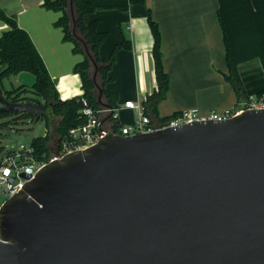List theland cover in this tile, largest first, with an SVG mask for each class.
Here are the masks:
<instances>
[{
  "label": "water",
  "instance_id": "water-1",
  "mask_svg": "<svg viewBox=\"0 0 264 264\" xmlns=\"http://www.w3.org/2000/svg\"><path fill=\"white\" fill-rule=\"evenodd\" d=\"M0 105L34 121L46 112L1 92ZM3 138L10 152L32 142ZM0 264H264V109L109 132L45 163L0 205Z\"/></svg>",
  "mask_w": 264,
  "mask_h": 264
},
{
  "label": "crops",
  "instance_id": "crops-1",
  "mask_svg": "<svg viewBox=\"0 0 264 264\" xmlns=\"http://www.w3.org/2000/svg\"><path fill=\"white\" fill-rule=\"evenodd\" d=\"M0 9L8 12L4 0H0ZM26 10V6H22L16 12L17 24L29 34L49 75L55 81L59 95L65 99L82 94L78 74H70V61L62 58L57 65L49 67L39 46L45 49L41 44L39 30L35 25L28 23L25 26L19 22V16ZM217 10L218 0H145L143 4L130 5L127 11L99 9L84 14L85 23L97 20V28L107 34L99 48L103 58L110 55L115 43L122 38L129 39L131 43L129 49L120 48L116 51L110 70L113 80L106 84L118 94L115 121L120 124L132 123L137 112L126 108L124 102H142L156 86L152 58L153 36L147 20L148 13L158 25L162 67L168 74V89L157 104L159 117L192 108L203 113L222 111L236 104V94L222 75L227 72V63ZM51 24L54 27L52 21ZM41 28L48 34V46H52L50 35L54 33L50 23ZM6 29L8 25L0 21V33ZM61 41L65 42L62 36ZM257 59L237 66L247 95L264 89V77L251 76L253 68L244 66ZM253 66L255 70L256 66L261 67L259 64ZM55 75H58L57 79Z\"/></svg>",
  "mask_w": 264,
  "mask_h": 264
},
{
  "label": "trees",
  "instance_id": "trees-1",
  "mask_svg": "<svg viewBox=\"0 0 264 264\" xmlns=\"http://www.w3.org/2000/svg\"><path fill=\"white\" fill-rule=\"evenodd\" d=\"M144 2L145 0H42L44 8L62 12L53 22L55 27L61 28L62 40L73 44V53L85 54V57L73 66V73L78 74L80 79L82 94L65 99H60L55 81L49 75L27 31L18 26L14 15H8L0 9V20L9 27L0 34V78L21 72H28L35 77L32 87L18 85L3 96L14 102H35L42 99L45 109H48L44 115L46 133L32 138L31 146L35 156H47L53 141L63 140L71 128L86 122L87 118L81 112L82 97L94 108L118 107L117 92L106 84L113 80L110 70L116 51L120 48L129 49L130 40L122 38L115 43L110 55L103 58L99 48L107 34L97 28V20L85 23L84 14L99 9L127 11L130 5ZM217 16L222 29L227 63V72L222 75L233 88L238 103L249 97L241 82L238 64L258 58L264 70V0H218ZM147 20L153 36L152 58L156 86L141 102L142 109L143 113L152 119H165L168 116L159 117L157 104L164 98L168 89V74L162 67L158 25L149 13ZM100 91L101 97L98 100ZM28 92L33 96H26ZM255 95H264V89L257 91ZM4 115H14L15 122L28 117L34 120V117L25 112H0V117ZM106 117L112 121L114 128L120 125L110 113Z\"/></svg>",
  "mask_w": 264,
  "mask_h": 264
},
{
  "label": "built area",
  "instance_id": "built-area-1",
  "mask_svg": "<svg viewBox=\"0 0 264 264\" xmlns=\"http://www.w3.org/2000/svg\"><path fill=\"white\" fill-rule=\"evenodd\" d=\"M59 97L64 99L60 95ZM81 101V112L86 116V122L71 128L63 140L53 141L47 156H35L31 144L29 146L21 145L12 152L0 148V191L5 198L20 191L23 185L31 180L45 163L61 158L69 152L86 149L96 144L109 132L128 136L177 126L194 120H224L245 109H264V95L256 96L254 94L249 95L247 100L236 102L234 106L222 111L203 113L196 108H192L170 114L165 119H152L149 115L143 113L141 102L126 100L124 106L135 110L137 116L132 123L120 124L117 128H114L112 121L107 120L106 115L110 113L112 118L116 119V108H94L86 98L82 97ZM9 130L20 133L17 130Z\"/></svg>",
  "mask_w": 264,
  "mask_h": 264
},
{
  "label": "rangeland",
  "instance_id": "rangeland-1",
  "mask_svg": "<svg viewBox=\"0 0 264 264\" xmlns=\"http://www.w3.org/2000/svg\"><path fill=\"white\" fill-rule=\"evenodd\" d=\"M4 1L6 2V5H7V10H8L7 14L14 15L15 18H16V15H15L16 12L22 6H26L27 10L22 15L19 16V22L25 26L28 23L29 25H32V26L35 25L36 28L39 30L38 32L42 39L41 44L44 46L45 49H43L41 45L39 46L42 50L41 52L43 53V57L45 61L47 62V64L49 65V67L51 68L53 64L57 65V63L60 62V59L65 58L68 61H70L69 70L71 74L73 72V68L71 66H74L76 62L82 60L85 57V54L83 52L73 53L72 52L73 44L71 42L61 41V36H62L61 28L51 26L52 25L51 21L53 23L55 20H57L61 16L62 12L48 10L44 8L42 6L41 0H4ZM21 1L23 3H21ZM0 21L6 24L2 20ZM48 22L50 23V29L55 34V35L54 34L50 35V40L51 42H53L52 46L51 45L48 46V41H49L48 34L46 35L45 30L41 28L42 25H47ZM255 64L256 65L259 64L261 67L259 68V66H256L257 69L255 70L253 66ZM244 66L245 68L246 67L253 68L251 71L252 74H250L251 76L261 78V75H262L264 77V70L262 68V65L259 59L254 60L253 62H247L246 64H244ZM55 78L57 79L58 75H55ZM18 85L19 83L17 81V75H10L4 78H0V92L3 95H5L7 91L11 90L12 87H17ZM26 96H33V95L28 92L26 93ZM65 96H67V94H65ZM40 101L43 102L42 99H40ZM45 111H46L45 113L48 112L47 107ZM13 116L14 115H4L0 117V148L4 149L5 151L8 150L13 145L12 142H9L3 138L4 135L6 134L7 129L9 128L13 130H17L21 133V135H26L30 138L41 136L46 133L47 128L45 125L44 117L40 118L38 121H34L32 118L28 117L24 119H18L15 122L13 119ZM5 199H6L5 196L0 191V205Z\"/></svg>",
  "mask_w": 264,
  "mask_h": 264
}]
</instances>
